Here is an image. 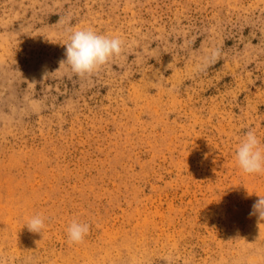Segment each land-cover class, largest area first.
I'll use <instances>...</instances> for the list:
<instances>
[{
	"label": "rangeland",
	"instance_id": "374dc122",
	"mask_svg": "<svg viewBox=\"0 0 264 264\" xmlns=\"http://www.w3.org/2000/svg\"><path fill=\"white\" fill-rule=\"evenodd\" d=\"M81 28L124 41L84 77ZM249 130L264 147V0H0V264H264Z\"/></svg>",
	"mask_w": 264,
	"mask_h": 264
},
{
	"label": "clouds",
	"instance_id": "9594fccd",
	"mask_svg": "<svg viewBox=\"0 0 264 264\" xmlns=\"http://www.w3.org/2000/svg\"><path fill=\"white\" fill-rule=\"evenodd\" d=\"M65 45L66 59L61 64L69 65L73 73L84 77L91 76L110 59L120 56L124 41L120 37L99 34L92 28H81L68 30V43ZM235 159L244 173L264 174V147L254 130H249L237 146ZM253 212L264 218V197H259L254 203ZM26 226L30 232L41 234L46 227L45 219L40 214L34 215ZM89 228V224L73 219L67 228L69 243H82Z\"/></svg>",
	"mask_w": 264,
	"mask_h": 264
}]
</instances>
